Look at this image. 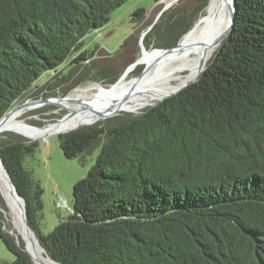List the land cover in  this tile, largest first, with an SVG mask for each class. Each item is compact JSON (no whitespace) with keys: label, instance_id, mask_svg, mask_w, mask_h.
Here are the masks:
<instances>
[{"label":"trees","instance_id":"obj_1","mask_svg":"<svg viewBox=\"0 0 264 264\" xmlns=\"http://www.w3.org/2000/svg\"><path fill=\"white\" fill-rule=\"evenodd\" d=\"M128 1L0 0V121L45 75L89 60L86 37ZM194 1L155 28L159 45L175 47L192 29L208 2ZM236 5L233 32L196 83L138 115L58 136L67 158L99 153L74 186L70 216L51 233L40 224L44 189L24 167L38 143L0 137V158L52 260L264 264V0ZM0 208L7 211L1 191ZM0 238L12 264H34L1 221Z\"/></svg>","mask_w":264,"mask_h":264},{"label":"rangeland","instance_id":"obj_2","mask_svg":"<svg viewBox=\"0 0 264 264\" xmlns=\"http://www.w3.org/2000/svg\"><path fill=\"white\" fill-rule=\"evenodd\" d=\"M210 2L211 0H208L204 12L195 20L192 29L197 25L202 16L208 12ZM195 5L194 0H160L158 3L157 0H129L110 15V22L105 27L92 32L86 37V47L93 54L89 57V60L81 64V68L68 62L62 67L60 74L57 73L55 76L52 73L45 75L41 79V82L37 83L22 97L14 109L22 105H32V102L37 101L51 99L53 102H56L59 101L57 98L66 100L70 95L75 93L77 88L87 89L95 85L110 87L117 84L124 77H128V82L136 79L147 68L149 58L173 51H159L166 48L157 43V38H155L153 32L155 28L178 13H183L184 11L191 12ZM140 9L144 10V15L137 19V17L133 16V13ZM190 31L181 38L177 45L184 40ZM131 36H133L131 44L121 50L124 42ZM219 48L218 46L212 47V53L207 64L212 60ZM145 54L149 58H143ZM134 63L142 64H138L135 68H132L131 66ZM103 70L108 73V78L102 77L101 73L99 74ZM85 73L86 75L84 76ZM61 74L68 75V77L64 78ZM151 106H146L136 111L120 110L114 107L101 113L102 115L111 116L101 119L100 114L92 123L83 124L80 121L72 123L71 114L62 106L34 104L35 110H30V112L24 114L21 118L27 122L26 124L32 130L20 129L32 135L20 134L16 131H4L1 133V138L3 134L11 133L12 136L23 138L25 141L34 138L35 140H32V142L38 143L35 152L26 157L24 167L32 173L33 177L40 182L44 189L40 224L41 230L45 235L51 233L60 221L70 216L74 200V186L77 182L87 177L90 169L96 163L99 153L98 150H94L84 158L83 163L80 158H67L60 148L58 136L62 133L56 134V132L67 127H73L72 129L79 127L75 130L71 129L72 131H76L83 127L95 126L100 123L113 124L116 121L126 119L130 115H138ZM56 125H59L58 130L50 132L47 135H41L35 131L46 130ZM2 139L6 140L7 138L3 137ZM1 193L3 194V191ZM2 197L9 212L4 194ZM0 212L3 213V216L0 217L2 225L5 223L7 230L13 231L19 237L20 235L15 231L18 229L14 225L13 220L10 219L11 221H9L8 214L3 209L0 208ZM34 237L37 239L36 236ZM21 240L22 244L26 246L24 238ZM44 255L47 257L45 252ZM14 261V254L8 250L0 238V264H12Z\"/></svg>","mask_w":264,"mask_h":264},{"label":"bare ground","instance_id":"obj_3","mask_svg":"<svg viewBox=\"0 0 264 264\" xmlns=\"http://www.w3.org/2000/svg\"><path fill=\"white\" fill-rule=\"evenodd\" d=\"M231 1L211 0L208 12L202 16L197 25L172 52L158 54L151 58L146 54L143 55V58H149L148 69L138 79L128 82V77H124L117 84L110 87L95 85L87 89L77 88L75 93L70 95L68 99L60 100L57 98L59 101L55 103L62 105L71 114L72 123L80 121L83 124L92 123L102 112L114 107L120 110L136 111L146 106H154L156 101L194 79L199 72L201 63L206 66L212 53V47H208V45L213 43L229 24L228 6ZM136 66L132 65L131 67L135 68ZM32 105L14 109L9 114L2 132L16 131L20 134H30L20 129L32 130L26 124L27 122L21 119L24 114L35 108L34 104ZM59 125L51 126L46 130L35 131L41 135H47L50 132H56ZM72 128L67 127L62 130L59 128L60 131L56 132V134L69 131ZM33 136L37 137L36 135ZM0 186L10 213L6 210L4 211L8 214L9 221L12 219L18 229L14 230L20 235L19 238H26L21 224L20 203L16 198L1 161ZM33 240L35 247L32 253L41 261L39 264H56L44 255L38 241H35L36 239Z\"/></svg>","mask_w":264,"mask_h":264},{"label":"water","instance_id":"obj_4","mask_svg":"<svg viewBox=\"0 0 264 264\" xmlns=\"http://www.w3.org/2000/svg\"><path fill=\"white\" fill-rule=\"evenodd\" d=\"M228 10H229V13H230V22H229V25H228V27H227V29L213 42V43H210L209 45H208V47H214V46H218V47H221L222 46V44L224 43V41H225V39L233 32V30H234V28H235V24H236V20H237V18H236V16H237V5H236V0H232L231 1V4L228 6ZM178 47V45L177 46H175V47H170V48H166V49H164L163 51H165V50H168V49H170V50H174V49H176ZM138 64H142V63H134L133 65H138ZM148 68H145L142 72H145L146 70H147ZM204 70H205V66H204V63H201V65H200V67H199V72H198V74L196 75V77L194 78V79H192L190 82H188L187 84H185V85H183L182 87H180L179 89H177V90H175V91H173L172 93H170V94H167V95H165L164 97H162L160 100H158V102L156 103V104H158V103H161V102H163L165 99H167V98H170V97H172V96H174V95H176V94H178L179 92H181V91H183L184 89H186L187 87H189L190 85H192V84H194V83H196L198 80H199V78L201 77V75H202V73L204 72ZM142 72H141V74H142ZM140 74V75H141ZM139 75V76H140ZM139 76L136 78V79H138L139 78ZM31 104H36V105H46V104H53V105H57V106H62V105H60L59 103H55V102H53L51 99L50 100H43V101H37V102H32ZM155 104V105H156ZM22 106H24V105H22ZM63 107V106H62ZM11 112H12V110L0 121V135H1V133H2V129H3V127H4V125H5V123H6V121H7V119H8V117H9V114H11ZM109 116H111V115H102L101 114V119L103 118H107V117H109ZM70 131H72V130H69V131H65V132H62V134L63 133H69ZM32 140H35L34 138H31V140H29V141H27L28 143H30V142H32ZM0 161H1V164H2V166H3V168H4V171H5V173H6V175H7V177H8V179H9V182H10V184H11V186H12V188H13V190H14V193L16 194V198H17V200H18V202L20 203L19 205H20V208H21V224H22V226H23V229H24V233H25V236H26V238L24 237V241H25V243H26V246H24V250L30 255V257H31V259L33 260V262H34V264H39V262H41V261H39L38 260V258L36 257V256H34V254L32 253V251H33V249H34V240L33 239H35V237L34 236H36L35 235V233H34V231L32 230V228H31V226L29 225V222H28V215H27V207H26V200H25V198L24 197H22L21 195H20V193H19V191H18V189H17V187H16V185H15V183L13 182V180H12V178H11V176H10V174L8 173V171H7V169H6V167H5V164H4V161H3V159L2 158H0ZM2 194V193H1ZM3 196V195H2ZM3 230L5 231V232H7V233H9L10 235H12V236H14L15 237V241H16V243L20 246V244H19V240H18V237L16 236V234L13 232V231H9V230H7V228H6V225H5V223H3ZM34 237V238H33ZM35 241H39L38 239H36ZM39 243V242H38ZM30 246V247H29ZM21 247V246H20ZM42 247V246H41ZM43 249V248H42ZM43 251L45 252V250L43 249ZM45 254H46V252H45ZM48 257V256H47ZM50 258V257H49ZM51 259V258H50ZM52 260V259H51ZM54 263H56V264H59L58 262H56V261H54V260H52Z\"/></svg>","mask_w":264,"mask_h":264}]
</instances>
